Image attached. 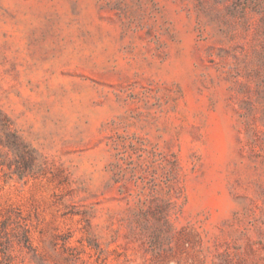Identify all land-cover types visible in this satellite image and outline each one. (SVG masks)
Returning <instances> with one entry per match:
<instances>
[{"label":"rangeland","instance_id":"1","mask_svg":"<svg viewBox=\"0 0 264 264\" xmlns=\"http://www.w3.org/2000/svg\"><path fill=\"white\" fill-rule=\"evenodd\" d=\"M0 264H264V0H0Z\"/></svg>","mask_w":264,"mask_h":264}]
</instances>
